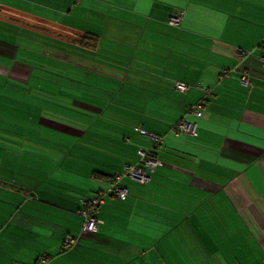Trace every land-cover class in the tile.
Listing matches in <instances>:
<instances>
[{
    "label": "crops",
    "instance_id": "obj_1",
    "mask_svg": "<svg viewBox=\"0 0 264 264\" xmlns=\"http://www.w3.org/2000/svg\"><path fill=\"white\" fill-rule=\"evenodd\" d=\"M0 35V264H264V0H0ZM237 63L251 88L218 80ZM147 134L161 164L79 235V200Z\"/></svg>",
    "mask_w": 264,
    "mask_h": 264
},
{
    "label": "built area",
    "instance_id": "obj_2",
    "mask_svg": "<svg viewBox=\"0 0 264 264\" xmlns=\"http://www.w3.org/2000/svg\"><path fill=\"white\" fill-rule=\"evenodd\" d=\"M184 10H177L168 17V24L176 26L180 24L183 20ZM261 48H264V38L260 42ZM239 62L251 54V51L244 49L236 50ZM259 61L262 66H264V53L258 56ZM232 72L239 73L240 82L248 88L252 87L249 81V72L242 69L240 63H237L232 68L222 69L218 74V80H223L230 76ZM172 87L181 92H185L189 89V86L180 81H173ZM198 88L207 91L203 87L198 85ZM204 104V99H200L194 104H190L186 108V112L191 114L195 118H199L202 113V108ZM140 133L146 134L142 130ZM196 122L193 120L181 119L175 122L170 127V132L174 136H195L196 135ZM152 145L148 149L139 148L137 150V163L128 164L124 163L120 171L115 172L113 175L109 176L106 181L104 188L98 190L93 196L87 198H81L79 200V206L76 213L81 218V224L79 229V235L86 233H95L98 231V227L101 221L97 218L96 213L99 206L104 202V199L108 196H114L120 200H123L127 196V186L123 183L125 179L133 180L139 184H144L150 178V175L155 172L156 168L161 164V161L154 156L153 151L159 149L164 137L157 134H147ZM75 237L64 236L61 240V246L66 249L72 246L76 242ZM48 255L42 254L41 261H44Z\"/></svg>",
    "mask_w": 264,
    "mask_h": 264
},
{
    "label": "trees",
    "instance_id": "obj_3",
    "mask_svg": "<svg viewBox=\"0 0 264 264\" xmlns=\"http://www.w3.org/2000/svg\"><path fill=\"white\" fill-rule=\"evenodd\" d=\"M75 46L78 47H94L96 45V38L90 34H83L74 38V40H70ZM108 178V177H107Z\"/></svg>",
    "mask_w": 264,
    "mask_h": 264
},
{
    "label": "rangeland",
    "instance_id": "obj_4",
    "mask_svg": "<svg viewBox=\"0 0 264 264\" xmlns=\"http://www.w3.org/2000/svg\"><path fill=\"white\" fill-rule=\"evenodd\" d=\"M32 25H34L32 28H34V30H39V29H42V30H44V28H41L40 26H38V25H35V24H32ZM45 30H47V32L46 33H53V32H55L54 30H52V29H46L45 28ZM57 32H59V31H57ZM4 35V34H3ZM0 37H2V35H0ZM5 37V36H4Z\"/></svg>",
    "mask_w": 264,
    "mask_h": 264
}]
</instances>
